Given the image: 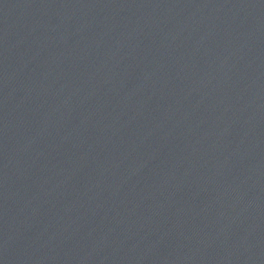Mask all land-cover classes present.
Returning a JSON list of instances; mask_svg holds the SVG:
<instances>
[{"label": "water", "instance_id": "water-1", "mask_svg": "<svg viewBox=\"0 0 264 264\" xmlns=\"http://www.w3.org/2000/svg\"><path fill=\"white\" fill-rule=\"evenodd\" d=\"M0 264H264V0H0Z\"/></svg>", "mask_w": 264, "mask_h": 264}]
</instances>
